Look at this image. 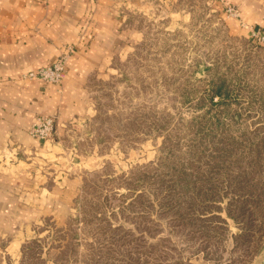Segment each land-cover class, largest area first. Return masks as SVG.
I'll list each match as a JSON object with an SVG mask.
<instances>
[{"label":"rangeland","instance_id":"374dc122","mask_svg":"<svg viewBox=\"0 0 264 264\" xmlns=\"http://www.w3.org/2000/svg\"><path fill=\"white\" fill-rule=\"evenodd\" d=\"M119 19L66 163L39 157L42 201L0 225V264L264 263V26L238 0Z\"/></svg>","mask_w":264,"mask_h":264},{"label":"crops","instance_id":"0c3cea01","mask_svg":"<svg viewBox=\"0 0 264 264\" xmlns=\"http://www.w3.org/2000/svg\"><path fill=\"white\" fill-rule=\"evenodd\" d=\"M130 2L0 0V225H9L5 220L12 209L31 216L30 203L41 194L34 190L39 176L33 169L43 155L45 159L51 153L63 155L66 163L65 127L88 114L85 87L104 65L106 52L115 49L119 16ZM238 2L246 19L264 26V0ZM250 3L254 9L247 7ZM68 48L72 54L61 84L26 77L51 65ZM38 115L56 117L54 139L40 141L30 136ZM9 201H13L11 207Z\"/></svg>","mask_w":264,"mask_h":264},{"label":"built area","instance_id":"2783aa9c","mask_svg":"<svg viewBox=\"0 0 264 264\" xmlns=\"http://www.w3.org/2000/svg\"><path fill=\"white\" fill-rule=\"evenodd\" d=\"M71 54L72 48H68L51 65L28 72L26 77L45 83L61 84L66 72L67 61ZM56 124L55 116L38 115L30 128L29 134L36 140H52L56 134Z\"/></svg>","mask_w":264,"mask_h":264},{"label":"water","instance_id":"95a60500","mask_svg":"<svg viewBox=\"0 0 264 264\" xmlns=\"http://www.w3.org/2000/svg\"><path fill=\"white\" fill-rule=\"evenodd\" d=\"M262 264H264V263H262Z\"/></svg>","mask_w":264,"mask_h":264}]
</instances>
